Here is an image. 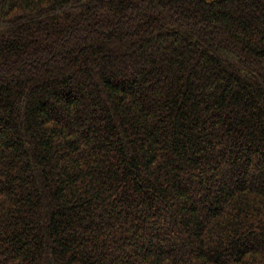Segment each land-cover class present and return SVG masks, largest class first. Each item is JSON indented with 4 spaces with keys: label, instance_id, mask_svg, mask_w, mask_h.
Masks as SVG:
<instances>
[{
    "label": "trees",
    "instance_id": "1",
    "mask_svg": "<svg viewBox=\"0 0 264 264\" xmlns=\"http://www.w3.org/2000/svg\"><path fill=\"white\" fill-rule=\"evenodd\" d=\"M0 264H264V0H0Z\"/></svg>",
    "mask_w": 264,
    "mask_h": 264
}]
</instances>
